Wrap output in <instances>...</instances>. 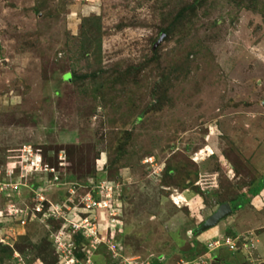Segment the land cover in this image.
<instances>
[{"label": "rangeland", "instance_id": "374dc122", "mask_svg": "<svg viewBox=\"0 0 264 264\" xmlns=\"http://www.w3.org/2000/svg\"><path fill=\"white\" fill-rule=\"evenodd\" d=\"M197 1L0 0V264H264V0Z\"/></svg>", "mask_w": 264, "mask_h": 264}, {"label": "built area", "instance_id": "2783aa9c", "mask_svg": "<svg viewBox=\"0 0 264 264\" xmlns=\"http://www.w3.org/2000/svg\"><path fill=\"white\" fill-rule=\"evenodd\" d=\"M24 152H25V158L27 159L25 161V163H26V165H25L26 171L27 170H29V171L33 170V171H36V172L37 171L38 172H44V171L50 170L49 166L43 164V158H42V155H41L40 152H35L33 150V148H31V147L29 149H25ZM28 167H30V169H27ZM0 173H2V172L0 171ZM13 184L14 183H2V182H0V186L3 185L2 192L5 191L7 188H9V186L13 187L14 186ZM107 189H108V184L107 183L105 185L102 184L100 186V191L99 192H100L101 196L111 197V195L105 194V193H107ZM40 197H41L40 194H38V198H40ZM108 203L109 202L107 200H102V201H99V202L95 201V204L100 206V207H103L104 204H105V206L106 205L108 206ZM40 210H41V208H38V211H40ZM78 231L82 232V225H74V233H77ZM130 264H133V263L131 262Z\"/></svg>", "mask_w": 264, "mask_h": 264}, {"label": "water", "instance_id": "95a60500", "mask_svg": "<svg viewBox=\"0 0 264 264\" xmlns=\"http://www.w3.org/2000/svg\"><path fill=\"white\" fill-rule=\"evenodd\" d=\"M235 208L230 203H225L200 227V233L218 226L223 220L231 216Z\"/></svg>", "mask_w": 264, "mask_h": 264}, {"label": "trees", "instance_id": "16d2710c", "mask_svg": "<svg viewBox=\"0 0 264 264\" xmlns=\"http://www.w3.org/2000/svg\"><path fill=\"white\" fill-rule=\"evenodd\" d=\"M252 1H256V0H252ZM244 2H246V1H244ZM195 3H196V4H193V5H191L189 8H186V9H184L183 11H181V12L179 13V18L182 19V18H184V17L186 16L187 12L196 10L198 4L201 3V0H200V1L198 0V1L195 2ZM248 8H250V7L248 6ZM97 20H100V18H97L96 21H97ZM99 22H100V21H99ZM99 28H100V27H99ZM171 31H172V30L170 29V27L165 29V32H166V33H169V32H171ZM94 37H95V38H94ZM96 38H97V39H96ZM92 39H96V40H98V42L100 43V40H101V31L99 30V32L94 33V34L92 35V37H91V40H92ZM96 40H94V41H92V42H96ZM98 47H99V51L101 52V49H100V47H101V43L98 45ZM263 189H264V181H263V183L261 184L259 190H263ZM234 204H236V202H234ZM234 204H233V205H234ZM241 206H242L241 204H237L236 207H237L238 209H240Z\"/></svg>", "mask_w": 264, "mask_h": 264}, {"label": "flooded vegetation", "instance_id": "af4514ba", "mask_svg": "<svg viewBox=\"0 0 264 264\" xmlns=\"http://www.w3.org/2000/svg\"><path fill=\"white\" fill-rule=\"evenodd\" d=\"M232 206H233L234 208H236L233 204H232Z\"/></svg>", "mask_w": 264, "mask_h": 264}, {"label": "bare ground", "instance_id": "6f19581e", "mask_svg": "<svg viewBox=\"0 0 264 264\" xmlns=\"http://www.w3.org/2000/svg\"><path fill=\"white\" fill-rule=\"evenodd\" d=\"M176 203V202H175Z\"/></svg>", "mask_w": 264, "mask_h": 264}]
</instances>
